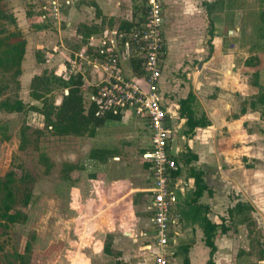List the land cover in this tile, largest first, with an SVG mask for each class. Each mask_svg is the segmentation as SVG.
Here are the masks:
<instances>
[{
  "label": "crops",
  "instance_id": "1",
  "mask_svg": "<svg viewBox=\"0 0 264 264\" xmlns=\"http://www.w3.org/2000/svg\"><path fill=\"white\" fill-rule=\"evenodd\" d=\"M124 1L129 2L125 10ZM26 2L34 4L35 19H30L31 9L29 13L23 9ZM48 2L1 0L0 6L15 19L14 23L3 21L8 31L17 29L27 41L26 34L36 31L39 38L27 44L38 42L35 59L43 55L45 68L55 74L64 68L69 49L83 47L92 34L140 25L147 11V0H72L63 9V19L56 22L42 18ZM164 16L166 50L161 59L160 89L169 110L170 152L179 163L175 209L182 215L167 247L171 264H264V104L251 108L253 97L264 93V0H164ZM31 21L40 26L33 27ZM62 22L68 27H60ZM91 28L97 30L85 36ZM121 66L126 76L143 82L141 59L135 52L133 56L129 51ZM253 67L255 78L251 80ZM42 73L36 70L28 75L24 90L31 94L33 78ZM190 94L195 96L190 105L194 117H204L207 125L190 129L188 117L182 114V102ZM117 116L106 122H128L129 118L141 123L151 148L146 120L134 118L133 110ZM111 156L106 161L94 160L102 169L98 182L105 187L99 191L101 206L94 216L99 219L98 231L104 234L98 236L100 254L106 258L115 253L125 264H154L159 248L153 243L152 185L147 182L150 162L141 156L139 172L133 174L125 164L120 174L113 170L114 175H108ZM185 164L190 166L189 175ZM194 172L202 174L206 186L201 191ZM145 209L148 214L141 217ZM237 217L238 233L229 225ZM208 223L215 226L211 244L206 238ZM26 248L27 244L24 252H17L20 264H27Z\"/></svg>",
  "mask_w": 264,
  "mask_h": 264
},
{
  "label": "rangeland",
  "instance_id": "2",
  "mask_svg": "<svg viewBox=\"0 0 264 264\" xmlns=\"http://www.w3.org/2000/svg\"><path fill=\"white\" fill-rule=\"evenodd\" d=\"M3 3L5 7L6 4ZM122 5L125 10L129 2L124 1ZM33 7L34 4L30 2L23 6L28 13L31 9L30 19H35ZM111 19L115 20L114 17ZM35 21H31L33 27L40 26ZM52 25L54 26L53 23ZM10 27L12 29L13 26ZM60 27L64 29L68 26L62 22ZM57 33L61 32L57 30ZM26 35L27 43H35L39 38L36 31L32 30ZM37 43L32 46L27 44L29 53L23 59V73L19 76H15L13 71L5 72L0 68V84L4 86L0 95V179L5 180L10 171L16 173L11 183L14 199L10 203V213L17 215L16 221L2 216L7 211L1 201L6 190L0 185V264H20L21 258L17 257V252H24L26 244L27 253L24 256L27 264H125L117 259L115 253L106 258L100 254L98 236L104 234L98 231L99 219L94 216L101 206L99 191L102 192L105 187L98 182L102 172L99 162L90 159V154L93 149L112 150L114 153L107 163L108 175H114L113 170L120 174V169L125 164L135 174L139 172L138 166L141 165V151L150 147L147 131L141 123L129 121V118L128 122H125L126 119L105 122L94 134L88 129L82 135H59L51 126L47 127L43 113L32 108L33 104L41 106V102L34 100L28 89L24 90L23 87L28 75H33L36 70L52 71L46 69L41 61L43 55H40L41 59H35L40 51ZM253 70L251 80L255 78L256 68L253 67ZM257 71L260 73V70ZM63 91L61 87L48 96L59 104ZM260 95L253 98L256 97L258 101ZM18 99L25 103L23 111H13L10 108ZM3 101L7 102L6 107L1 106ZM251 108L256 110L259 107H253L251 102ZM262 112L264 115V111ZM134 118L145 120L139 116ZM25 127L29 129L23 139ZM224 135L228 136L223 131ZM116 155L121 157L119 161L113 158ZM69 164L73 167L67 178L64 173ZM101 167L104 168V165ZM184 170L188 175L191 173L189 165L185 164ZM148 172V178L146 175L138 176L147 178L150 186L154 179L152 170ZM146 211H142L144 215L141 217L148 214ZM101 212L104 213L105 210ZM91 218L94 219L93 222ZM236 219L239 217L233 220L231 218L229 225L238 233Z\"/></svg>",
  "mask_w": 264,
  "mask_h": 264
},
{
  "label": "built area",
  "instance_id": "3",
  "mask_svg": "<svg viewBox=\"0 0 264 264\" xmlns=\"http://www.w3.org/2000/svg\"><path fill=\"white\" fill-rule=\"evenodd\" d=\"M70 4L72 0H49L45 6L47 12L42 18L60 22L63 9ZM164 18V0H147L146 17L142 24L129 30L116 29L101 35H90L83 47L69 49L64 68L57 71L62 78L82 80L81 89L86 93V101L94 105L98 116L122 115L133 110L137 116L145 118L152 146L141 156L150 162L154 179L150 188V209L154 212L156 228L153 243L159 248L154 254V264H171L167 247L173 229L182 217L175 209L179 201L178 183L175 182L179 163L170 152L172 131L169 110L160 89L163 73L161 59L166 50ZM129 51L133 56L135 52L141 59L143 82L129 78L123 71L121 61Z\"/></svg>",
  "mask_w": 264,
  "mask_h": 264
},
{
  "label": "trees",
  "instance_id": "4",
  "mask_svg": "<svg viewBox=\"0 0 264 264\" xmlns=\"http://www.w3.org/2000/svg\"><path fill=\"white\" fill-rule=\"evenodd\" d=\"M3 21L14 23L15 19L8 15L0 6V68L5 72L13 71L15 76H19L22 73V62L26 52L27 41L19 31H8V29L3 26ZM95 30H97V28H91V30L86 32L85 36L92 34ZM42 58V60H46L43 56ZM81 84L82 80L80 78L72 77L70 79H65L55 74L54 70H45L41 75H37L33 78L30 86V95L34 100L41 102V106L33 104L32 108L44 114L47 127L51 126V129L56 134L82 135L89 131L88 129H90V133L94 134L96 129L102 126L107 119L118 118L117 115L112 114L104 117L98 116L94 105H89L86 102ZM61 87L64 89L63 97L61 102L56 104L55 100L49 98L48 95L51 94L53 90ZM65 89H68V92H66ZM3 91L4 86L0 84V95ZM194 99L195 96L190 94L188 98L182 102V114L188 117L190 129H193L197 125H207V121L204 117H201V120L194 117V111L190 107ZM258 103L264 104V93L258 97V101H252V106L256 107ZM6 104L7 102L3 101L1 106L6 107ZM24 107V101L18 99L10 108L13 111H23ZM27 129H29V127L23 129V139H25L27 135ZM112 153L113 151L109 149H93L90 155L94 160L100 159L106 161ZM72 167L73 165L71 166V164L65 167V177H70L69 171ZM15 174L14 171H10L5 176V180L0 179V185L6 190L3 197L5 199L2 198L1 201L7 207L6 213L2 216L10 221H16L17 218L15 213H10V203L14 199L11 183L14 180ZM193 175L196 178L198 191L203 190L206 185L202 178V174L194 172ZM214 229L215 226L210 223L206 226V238L207 242L210 244ZM106 250L109 251L108 245H106Z\"/></svg>",
  "mask_w": 264,
  "mask_h": 264
}]
</instances>
